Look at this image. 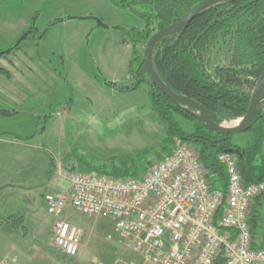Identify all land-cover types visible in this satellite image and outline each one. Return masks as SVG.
Instances as JSON below:
<instances>
[{"label":"rangeland","instance_id":"obj_1","mask_svg":"<svg viewBox=\"0 0 264 264\" xmlns=\"http://www.w3.org/2000/svg\"><path fill=\"white\" fill-rule=\"evenodd\" d=\"M36 15L39 32L43 33L50 24L56 25L43 40L37 41L39 35L31 36L21 43L20 50L7 54L12 58L16 51L22 54L18 70L7 69L14 75L12 87L17 93L43 92L19 103L26 110L44 103V114L40 119L23 115L16 127H9V131L29 139L30 147L23 154L24 160L18 153L17 160L11 157L9 163L4 162L11 171L5 168L0 172V179L5 178L8 184L3 190H17L11 193V215L19 217L29 213L26 204L31 201L37 217L28 219L24 237L0 233L1 262L18 259L21 264H115L118 253L141 264L120 244L110 219L88 217L73 210H68L61 221L82 230L81 250L76 257L63 254L49 233L57 218L48 213L41 196L35 198L26 190H48L54 166L61 162V193L70 192L76 176L89 171L95 173L79 162L80 155L93 162L92 165H101L113 158H136L146 150L159 148L166 127L152 111L147 87L122 93L106 84L131 86L134 83L129 76L132 51L124 43L126 36L122 28L142 29L144 23L108 0H0V45L10 37L7 24L32 22ZM94 18L108 28L96 27ZM23 35L0 52L13 47ZM25 53L30 58L37 56L29 61ZM242 118L223 125L238 126ZM248 138L246 132L236 135L234 142L243 146ZM152 157L154 161L156 157ZM47 166L51 172L46 171ZM257 212L260 222L256 234L264 240V198L258 203ZM7 213L0 210V223L10 216Z\"/></svg>","mask_w":264,"mask_h":264},{"label":"trees","instance_id":"obj_2","mask_svg":"<svg viewBox=\"0 0 264 264\" xmlns=\"http://www.w3.org/2000/svg\"><path fill=\"white\" fill-rule=\"evenodd\" d=\"M108 1L118 9L132 13L143 21L144 27L122 28L126 36L124 43L130 45L132 51L129 76L134 83L131 86L106 84L122 93L147 87L152 111L165 125L166 132L157 150H146L136 158H113L110 163L92 165L93 162L79 154V162L87 169L109 177H136L170 155L175 138H179L195 148L214 188L226 190V169L217 158L220 153L229 151H235L245 185L263 181L264 96L257 107L259 120L248 131V140L240 146L234 142L235 136L219 135L207 129L196 119L195 109L174 104L151 85L147 76L144 52L149 39L157 31L179 21L203 0ZM36 20L37 15L25 34H29L27 39L39 35L37 40L41 41L56 24L48 25L41 33ZM152 61L156 76L171 91L206 107L215 123L223 124L244 117L264 72V0H220L214 3L183 29L163 38L154 49ZM0 114L14 115L1 110ZM152 155L156 157L154 161ZM263 198L258 199L257 205ZM259 222L260 216L255 208L250 220L253 235H256ZM24 223V217H11L0 223V230L24 237L27 235ZM222 263L223 260L219 259L216 264Z\"/></svg>","mask_w":264,"mask_h":264},{"label":"built area","instance_id":"obj_3","mask_svg":"<svg viewBox=\"0 0 264 264\" xmlns=\"http://www.w3.org/2000/svg\"><path fill=\"white\" fill-rule=\"evenodd\" d=\"M225 191L211 185L194 147L175 138L170 155L146 173L117 178L81 173L68 193L44 197L57 218L52 242L69 257L81 250L83 232L61 218L68 210L106 217L120 244L141 264H264V247L254 243L251 216L264 197V180L245 185L235 154L223 152ZM1 264H21L18 259ZM115 264H137L116 254Z\"/></svg>","mask_w":264,"mask_h":264},{"label":"crops","instance_id":"obj_4","mask_svg":"<svg viewBox=\"0 0 264 264\" xmlns=\"http://www.w3.org/2000/svg\"><path fill=\"white\" fill-rule=\"evenodd\" d=\"M30 25H31V21L24 22L21 25H17V24L16 25H13V24L8 25L7 24V26H9V27H7L9 30V35H7V36H10V37L3 45H0L1 46L0 50L7 49L14 42H16V40L19 38V36H21V34L26 33V31L28 30ZM96 27H98L97 24H96ZM35 41H36V39H35ZM36 46H37V44H36ZM18 50H20V48ZM13 51L11 53H13ZM11 53H9V54H11ZM14 53H15L14 55H15L16 59L12 58L11 56H7V55L0 57V110L1 111H8V112H11L14 114V115H2V114H0V172L1 173L4 172L5 168H7L8 171H11V169L8 165H4V162L9 163V161L11 160V157H13L14 159L17 160V154L18 153L22 154V155L25 154V152L28 151L27 149L30 147V140L29 139H27L21 135H16L15 133L9 131L10 130L9 127L10 126L16 127L18 120L23 115H29L30 114L33 117L40 119V117L44 114V109H43L44 103H41V106H38L34 109L30 108L27 110L24 107H22L21 103H19L24 98L26 100L27 99H34V97H36L37 95H40V93L42 94L43 92L39 91L38 93H36L33 91H27V92H23V93H17V90L12 87V84L15 81V78H14V75L11 72V70H8L7 67H9V69L11 68L15 71L18 70L17 63L20 61V59H22V57H20V55H22V54H20L17 51ZM25 54L26 55H24V57L27 56L29 61H32L37 56V54H36V56L34 58H30V57H28L27 53H25ZM41 58H42V56H41ZM4 59H6V60H4ZM40 62H42V61H39V63ZM47 103H45V104H47ZM35 109H36V111H35ZM37 149L40 150L41 148L38 147ZM12 150H14V153H12ZM39 155L41 156L42 154H39ZM24 159H25V155H23L21 160H24ZM37 159L40 160V158H37ZM47 161L48 160L46 159V162ZM59 164L54 166L55 167V173H54L53 179L50 180V182L47 185L48 190H35V191L34 190H29V191L26 190V192L30 193V195H32V196H35V198L41 196L42 203H43L44 197L46 195L52 194V193H61V165H59ZM50 169H51L50 166H47L46 171L51 172ZM90 172L91 171L86 172V173H90ZM5 182H6L5 178L0 179V210H1V212L2 211L8 212L7 214L10 215L8 218H11V217L17 216V215H11L12 209L10 206V204H12V199H13L11 193L13 191H17V190H3L8 186V184ZM43 191L45 193H42ZM26 207L29 210V213H25V214L21 215V217H24V220H25L24 225L26 227H28V225H27L28 219H31V218L35 219L37 217V213L34 211V205H33V203L31 204V201L26 204ZM55 222L49 228V233H50L51 239L53 238V227L55 225ZM0 233L4 236L5 235L11 236V234H8L2 230H0ZM256 238H257V234L254 235L255 245L258 247H264V240L262 238H257V239ZM50 243H51V240L48 242V244H50ZM1 260H2V258H0V264H1Z\"/></svg>","mask_w":264,"mask_h":264},{"label":"water","instance_id":"obj_5","mask_svg":"<svg viewBox=\"0 0 264 264\" xmlns=\"http://www.w3.org/2000/svg\"><path fill=\"white\" fill-rule=\"evenodd\" d=\"M220 0H203L195 7H193L183 18L176 23L157 31L148 41L144 52V64L147 72V76L151 85L155 86L164 96H166L174 104H179L184 107L195 109L197 112L195 117L199 120L207 129L219 135L236 136L248 132L259 120L257 107L264 96V72L260 76L253 97L251 99L249 108L245 116L241 119V124L235 127H226L223 124L215 123L209 115V110L203 105L191 100L190 98L179 96L171 91L155 74L153 66V52L157 44L165 37L170 36L179 30L187 26L202 10L213 5ZM99 27L107 29L108 27L98 19H93ZM28 34H24L17 43L10 49L0 52V57H3L11 53L15 48L27 39ZM234 154L235 151H229Z\"/></svg>","mask_w":264,"mask_h":264},{"label":"flooded vegetation","instance_id":"obj_6","mask_svg":"<svg viewBox=\"0 0 264 264\" xmlns=\"http://www.w3.org/2000/svg\"><path fill=\"white\" fill-rule=\"evenodd\" d=\"M21 45V44H20Z\"/></svg>","mask_w":264,"mask_h":264}]
</instances>
